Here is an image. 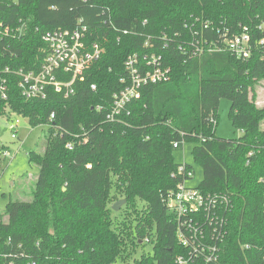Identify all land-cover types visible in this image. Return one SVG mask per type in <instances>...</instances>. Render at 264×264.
<instances>
[{"label":"trees","instance_id":"trees-1","mask_svg":"<svg viewBox=\"0 0 264 264\" xmlns=\"http://www.w3.org/2000/svg\"><path fill=\"white\" fill-rule=\"evenodd\" d=\"M80 20L89 40L105 49L102 59L76 84L75 95L26 101L14 72L38 71L42 36L73 30ZM245 29L248 60L230 51L192 55L193 42L222 48ZM263 40L264 0H0V87L7 82L0 118L16 115L49 128L44 153H28L39 170L32 199L10 201L0 214V264H176L184 249L164 204L183 180L176 175L181 165L174 143L194 144L204 173L198 188L228 197L219 263L262 260L264 107L252 93L264 80ZM135 53L161 56L170 81L145 87L124 123L108 124L106 111L96 108L108 107L122 89L124 62ZM222 99L231 103L229 119L239 138L217 136ZM121 198L127 203L117 212L119 221L111 207ZM145 245H153V254L133 260Z\"/></svg>","mask_w":264,"mask_h":264},{"label":"built area","instance_id":"built-area-1","mask_svg":"<svg viewBox=\"0 0 264 264\" xmlns=\"http://www.w3.org/2000/svg\"><path fill=\"white\" fill-rule=\"evenodd\" d=\"M207 28V26H206ZM9 35V29L5 30ZM129 34L127 31L124 35ZM195 37L198 32L193 33ZM45 47L42 51L43 61L38 71L20 69L14 72L19 77L18 88L26 101L48 99L51 93L64 95L67 99L76 93L75 86L86 79L87 72L98 63L105 49L100 43L91 42L88 29L80 20L73 30H54L42 36ZM251 37L247 31L232 39H225L223 47L218 48L214 42L192 43V55H201L204 51H230L241 60L250 59ZM264 47V40L260 42ZM146 42L145 47H149ZM126 76L121 78L122 89L114 93L110 105H98L97 111H106V123L122 124L124 117L130 116V106L139 100L145 87L170 81L171 69L166 67L161 56L131 54L124 62ZM11 70H6L9 73ZM6 80L0 91L7 99ZM92 85V90H96ZM55 115L51 116V122ZM20 121L13 127L14 138ZM85 138L80 145H86ZM181 143H174L173 148L179 149ZM68 149L73 150L72 143ZM91 168V166H87ZM177 177L183 180L177 189L170 191L164 198V204L176 219V237L184 253L176 257V264H220L222 247L227 235L228 221L224 216L227 209L228 197L208 193L198 187L189 186L194 178V171L181 165ZM175 177V175H174ZM150 243L149 239L145 240ZM250 249V246H245ZM256 264H264V258Z\"/></svg>","mask_w":264,"mask_h":264},{"label":"rangeland","instance_id":"rangeland-1","mask_svg":"<svg viewBox=\"0 0 264 264\" xmlns=\"http://www.w3.org/2000/svg\"><path fill=\"white\" fill-rule=\"evenodd\" d=\"M253 88V102L256 106L263 108L264 80L256 81ZM230 108V101L222 99L216 131L217 136L222 139H235L241 136V132L234 129L229 119ZM17 121H20V124L14 138L13 127ZM48 129V126L45 125L34 127L16 115L0 118V146L4 147L5 152L0 156V214L4 213L10 201H30L32 199L39 170L30 163L28 153L32 151L44 153ZM193 149L194 144L182 143L179 149L174 150L173 155L177 164H188L193 167L195 176L188 184L191 187H198L203 180L204 173L202 167L194 159ZM122 200L125 199L121 198L120 201ZM117 202L114 201L112 206ZM125 205L120 208L119 212ZM114 213L116 220L123 219L122 216L118 217L117 212ZM142 254H153V245H145L137 249L133 260L139 259Z\"/></svg>","mask_w":264,"mask_h":264},{"label":"water","instance_id":"water-1","mask_svg":"<svg viewBox=\"0 0 264 264\" xmlns=\"http://www.w3.org/2000/svg\"><path fill=\"white\" fill-rule=\"evenodd\" d=\"M27 123H28V121H27ZM126 203H127L126 200L118 201L117 203H115V204L113 205L112 210H113L114 212H119L120 208H121L123 205H125Z\"/></svg>","mask_w":264,"mask_h":264}]
</instances>
